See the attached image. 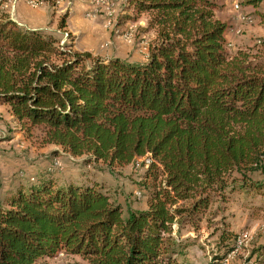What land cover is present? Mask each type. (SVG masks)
<instances>
[{
    "label": "trees",
    "instance_id": "16d2710c",
    "mask_svg": "<svg viewBox=\"0 0 264 264\" xmlns=\"http://www.w3.org/2000/svg\"><path fill=\"white\" fill-rule=\"evenodd\" d=\"M127 1L156 28L141 64L72 50L18 25L0 1V103L11 120L87 163L150 157L141 210L124 213L89 178L18 186L0 205V264L59 251L92 264H191L186 225L198 230L214 203L264 194V49L228 52L217 0ZM235 238L223 230L224 254Z\"/></svg>",
    "mask_w": 264,
    "mask_h": 264
},
{
    "label": "rangeland",
    "instance_id": "374dc122",
    "mask_svg": "<svg viewBox=\"0 0 264 264\" xmlns=\"http://www.w3.org/2000/svg\"><path fill=\"white\" fill-rule=\"evenodd\" d=\"M0 1L3 9L9 8L4 7L5 0ZM80 1L88 3L90 8L84 12L85 16H81L87 21L88 28H82L76 34L67 31L65 12L40 31L58 38L62 45L71 46L72 50L85 52L82 51L84 48L89 49L94 53L92 56L106 62L112 58L140 64L147 60L148 47L157 39L156 28L148 23L150 14L134 12L127 0ZM52 2L48 0L51 5ZM217 3L215 15L227 25L228 52L264 49V0H217ZM62 18L64 27L60 28ZM10 114L8 105L0 103V205L18 186L27 187L42 178H51L57 184L80 183L89 178L102 185L124 213L130 209H145V193L140 192L138 182L150 162L149 156L112 167L87 163L85 157L74 156L60 145L47 142L41 128L32 127L26 131L11 120ZM253 196H235L225 205L214 203L200 219L198 230L188 225L181 230V240L187 237L196 240L194 246L186 249L191 264H264L261 259L264 255L260 256L257 250L264 245V194ZM176 204L183 205L184 202ZM217 205H220V211L210 215ZM223 230L236 234L234 247L226 254L219 246ZM178 258L181 261V257ZM37 264L92 263L80 255L59 251L54 256L42 257Z\"/></svg>",
    "mask_w": 264,
    "mask_h": 264
},
{
    "label": "crops",
    "instance_id": "0c3cea01",
    "mask_svg": "<svg viewBox=\"0 0 264 264\" xmlns=\"http://www.w3.org/2000/svg\"><path fill=\"white\" fill-rule=\"evenodd\" d=\"M5 1L3 5L10 8L6 10L11 19L26 29L43 30L52 19L57 18L60 13L65 12L67 13V26L65 27L67 31H72L76 34L77 31L80 32V29L88 28L87 21L81 18V16H85L84 12L89 8L88 3L84 1L52 0L54 2L51 5L48 3V0H40V3L36 7H31L23 1H17L14 4L10 0ZM90 43L94 44V42ZM82 51L91 52L94 55L89 49L84 48Z\"/></svg>",
    "mask_w": 264,
    "mask_h": 264
},
{
    "label": "built area",
    "instance_id": "2783aa9c",
    "mask_svg": "<svg viewBox=\"0 0 264 264\" xmlns=\"http://www.w3.org/2000/svg\"><path fill=\"white\" fill-rule=\"evenodd\" d=\"M38 1L40 0H23V2L31 7H36L38 5ZM234 8L238 9V5L234 4Z\"/></svg>",
    "mask_w": 264,
    "mask_h": 264
},
{
    "label": "bare ground",
    "instance_id": "6f19581e",
    "mask_svg": "<svg viewBox=\"0 0 264 264\" xmlns=\"http://www.w3.org/2000/svg\"><path fill=\"white\" fill-rule=\"evenodd\" d=\"M13 4L16 3L17 1H23V0H10ZM40 2H38L39 4Z\"/></svg>",
    "mask_w": 264,
    "mask_h": 264
}]
</instances>
